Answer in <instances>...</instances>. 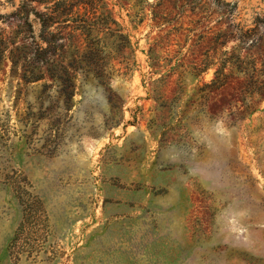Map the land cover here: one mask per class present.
Instances as JSON below:
<instances>
[{"label":"rangeland","instance_id":"374dc122","mask_svg":"<svg viewBox=\"0 0 264 264\" xmlns=\"http://www.w3.org/2000/svg\"><path fill=\"white\" fill-rule=\"evenodd\" d=\"M105 1L127 75L69 103L2 63L0 264H264V0Z\"/></svg>","mask_w":264,"mask_h":264},{"label":"trees","instance_id":"16d2710c","mask_svg":"<svg viewBox=\"0 0 264 264\" xmlns=\"http://www.w3.org/2000/svg\"><path fill=\"white\" fill-rule=\"evenodd\" d=\"M6 17L18 23L10 36L0 28V71L7 56L12 70L20 66L24 84L55 86L71 103L78 76L82 82L93 79L100 87L108 85L112 56L124 59L123 76L130 71L132 45L105 0H20ZM32 23L38 25L36 34ZM22 32L30 39V56L24 46L16 45L15 38ZM215 74L212 84L221 86L226 77ZM249 79L250 94L264 90V80Z\"/></svg>","mask_w":264,"mask_h":264}]
</instances>
